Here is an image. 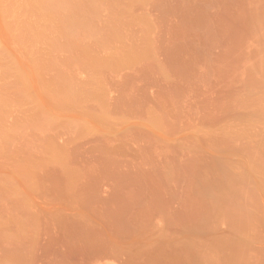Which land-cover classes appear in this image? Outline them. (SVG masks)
I'll use <instances>...</instances> for the list:
<instances>
[{"label": "rangeland", "instance_id": "rangeland-1", "mask_svg": "<svg viewBox=\"0 0 264 264\" xmlns=\"http://www.w3.org/2000/svg\"><path fill=\"white\" fill-rule=\"evenodd\" d=\"M0 264H264V0H0Z\"/></svg>", "mask_w": 264, "mask_h": 264}]
</instances>
